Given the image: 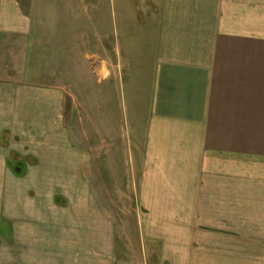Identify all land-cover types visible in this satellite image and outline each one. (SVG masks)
Instances as JSON below:
<instances>
[{
	"label": "crops",
	"instance_id": "0c3cea01",
	"mask_svg": "<svg viewBox=\"0 0 264 264\" xmlns=\"http://www.w3.org/2000/svg\"><path fill=\"white\" fill-rule=\"evenodd\" d=\"M150 1L142 24L113 4L126 64L95 67L107 138L140 140L118 182L92 175L112 152L76 142L64 88L32 80L30 18L0 0V264H264V0Z\"/></svg>",
	"mask_w": 264,
	"mask_h": 264
},
{
	"label": "rangeland",
	"instance_id": "374dc122",
	"mask_svg": "<svg viewBox=\"0 0 264 264\" xmlns=\"http://www.w3.org/2000/svg\"><path fill=\"white\" fill-rule=\"evenodd\" d=\"M24 13L32 22L30 34L29 65L32 80L43 85L64 88L69 125L77 143H85L94 151L112 152L97 156L102 169L92 171L93 176L113 179L118 182L132 178L137 182L140 165L136 156L134 170L127 167L126 149L137 152L139 139L129 134V140L119 123L113 130V142L108 123H100V116H109L111 92L107 87L96 88L95 67L102 65L109 73L119 61L114 53L120 52L121 64L125 62L124 38H113L111 32L113 4L131 5L133 14L140 24L149 15L150 0H18ZM124 13H126L124 11ZM149 20V19H148ZM126 64V62H125ZM120 69V67H119ZM96 97L100 108L96 111ZM104 118V117H103ZM99 127L96 134L95 127ZM104 127V128H102ZM100 133L103 139L100 140ZM106 135V136H105ZM101 144L103 146H101ZM130 204H124L118 223L127 226L129 220L123 215L130 211ZM136 207L135 202L133 203Z\"/></svg>",
	"mask_w": 264,
	"mask_h": 264
}]
</instances>
